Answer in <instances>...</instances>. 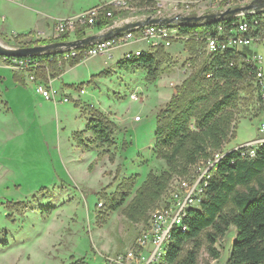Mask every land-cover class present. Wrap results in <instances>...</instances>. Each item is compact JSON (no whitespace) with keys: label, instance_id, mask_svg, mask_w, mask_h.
<instances>
[{"label":"rangeland","instance_id":"374dc122","mask_svg":"<svg viewBox=\"0 0 264 264\" xmlns=\"http://www.w3.org/2000/svg\"><path fill=\"white\" fill-rule=\"evenodd\" d=\"M113 1L0 0V40L14 46L19 41L50 39L56 20ZM227 2L157 0L154 7L156 14L167 17L203 15L223 9ZM137 3L131 2L123 21L148 14V8L137 7ZM99 31L91 28L88 35ZM76 39L72 36L70 41ZM189 40L175 39L165 48L169 58L154 81L143 68L128 70L119 65L128 50L147 49L146 43L114 49L112 58L99 55L78 64L64 62L58 74L50 68L54 89L69 99L60 104L39 95L27 73L0 58V264H109L133 248L136 238L148 229L149 216L147 221L134 223L122 210L111 212L109 206L128 181H134L126 206L147 175L166 166L154 153L157 115L193 70L187 68L193 57L185 45ZM257 51L263 57L264 74V44ZM205 56L204 48L198 54V66ZM15 74L23 82L15 80ZM135 93L137 101L131 98ZM95 111L117 126L115 144L108 152L86 151L73 138L85 129ZM263 118L257 93L246 83L236 110L234 135L223 151L258 139ZM109 152L114 153L112 161ZM182 180L175 178L154 208L169 201ZM7 201H22L23 206L7 210ZM236 233L231 227L215 244L218 259L209 255L202 236L198 264H225ZM189 248L187 244L185 249Z\"/></svg>","mask_w":264,"mask_h":264},{"label":"trees","instance_id":"16d2710c","mask_svg":"<svg viewBox=\"0 0 264 264\" xmlns=\"http://www.w3.org/2000/svg\"><path fill=\"white\" fill-rule=\"evenodd\" d=\"M127 9H118L113 4L105 6L102 18L96 24L99 30L110 27L118 20L127 17ZM157 0H138L136 4L147 15L156 14ZM112 15L107 17L106 13ZM255 24V34L264 35V14L247 16ZM232 20L221 21L231 26ZM218 23L198 26H177L181 36L199 33L205 35ZM89 26L79 27L71 36H62L61 41H69L88 36ZM20 36V35H19ZM19 36L15 37L19 40ZM50 39H30L19 41L15 47H29L52 43ZM186 48L192 54L191 74L176 87L169 102L157 115L154 153L165 162V168L150 172L145 181L135 190L132 200L124 206L134 188L133 182L121 191L118 197L111 199V212L123 211L134 223L147 221L149 212L165 196L175 178L190 179L202 161L211 159L215 153L223 151L225 144L234 135V122L240 93L243 86L252 85L258 101L264 109L258 87L255 84L257 69L246 63V58L254 52L245 47L241 50L230 49L217 54L212 61L206 56L198 66V54L205 48L203 38L186 41ZM165 46L153 51H144L141 56L120 61L124 69L146 70L148 79L154 81L163 73V64L169 58ZM82 49V48H80ZM62 53L42 55L36 58L48 62L55 73L61 72L57 58ZM78 64L81 58L69 61ZM64 64V63H63ZM42 77L46 79V74ZM15 80L23 82V77L14 75ZM117 126L104 114L95 111L87 120L85 129L73 135L77 145L89 151L96 149L108 152L115 144ZM85 134H90L86 139ZM114 160V153H107ZM98 155L97 158H99ZM22 201H7V210H18ZM182 225L171 234L168 252L160 264H198L199 253L207 242V251L213 259L220 257L215 244L226 235L231 227L236 228V237L232 243L229 259L225 264H264V142L254 147V155L247 147L224 152L223 158L210 173L204 195L197 206L187 209ZM190 244L191 248L185 249Z\"/></svg>","mask_w":264,"mask_h":264},{"label":"built area","instance_id":"2783aa9c","mask_svg":"<svg viewBox=\"0 0 264 264\" xmlns=\"http://www.w3.org/2000/svg\"><path fill=\"white\" fill-rule=\"evenodd\" d=\"M131 0H114L113 4L118 9H127ZM253 0H228L224 8L235 7L250 3ZM105 12V5L92 7L80 13L60 18L56 20L51 39L53 42L61 41L62 36H71L82 26L96 28V24L102 18ZM107 17L112 15L106 13ZM254 16V15H249ZM238 21H233L231 26L218 22L204 36L199 33L181 36L177 26H146L125 31L110 39L95 43L89 47L75 49L65 53L57 58V63L61 67L64 62L80 57L82 60L97 57L99 55L110 54L114 49L123 48L130 45H139L146 43L147 49L141 47L134 50H128L125 53V59L138 57L146 51H153L160 46L169 47L175 39H196L203 38L205 41L206 58L210 62L217 54L225 53L230 49L241 50L248 47L254 52L246 58L248 65H253L257 69L255 84L258 87L261 101L264 105V74L262 69L263 57L258 53V45L264 44V35L255 34V24L247 19V16L237 17ZM232 20V19H230ZM70 41V40H69ZM6 44V43H4ZM7 45V44H6ZM145 51V52H146ZM17 71L25 72L30 80L36 85V92L46 100L54 104L69 102L68 97L59 94L54 89L53 81L55 77L49 67L48 62H41L31 58H6L0 57ZM191 63L187 64L190 68ZM42 72V73H41ZM46 74V79L42 74ZM83 94L84 90L81 89ZM60 95V96H59ZM133 100H139L138 95L132 94ZM139 120V117H137ZM260 137L251 143H247L232 150L247 147L249 153L254 155V147L264 142V118L258 128ZM225 151L217 152L211 159L202 161L197 165L195 174L190 179H184L179 184L169 201L164 202L163 206L154 208L149 215L148 229L142 232L135 240L133 248L125 256H119L110 259L109 264H160L163 257L168 252L172 231L176 227L186 229L182 223L187 213V209L197 206L205 191L210 173L216 168L218 162L223 158Z\"/></svg>","mask_w":264,"mask_h":264},{"label":"water","instance_id":"95a60500","mask_svg":"<svg viewBox=\"0 0 264 264\" xmlns=\"http://www.w3.org/2000/svg\"><path fill=\"white\" fill-rule=\"evenodd\" d=\"M264 14V0H253L250 3L235 7L218 9L206 14H177L167 17L162 14L143 15L135 17L110 27L101 29L98 33L88 35L73 41H58L29 47H15L4 44L0 40V57L6 58H36L42 55L65 53L71 50L86 48L95 43L115 37L125 31L146 26H198L218 23L240 16Z\"/></svg>","mask_w":264,"mask_h":264},{"label":"crops","instance_id":"0c3cea01","mask_svg":"<svg viewBox=\"0 0 264 264\" xmlns=\"http://www.w3.org/2000/svg\"><path fill=\"white\" fill-rule=\"evenodd\" d=\"M75 14H77V13H75ZM71 15H74V14H71ZM150 15V14H149ZM123 20V19H122ZM116 23V22H115ZM135 49H137V48H135ZM130 50H134V49H130ZM113 52V51H112ZM110 53V54H106L105 56H107L108 58H112L113 57V53ZM137 121H139V120H137ZM236 237V236H235Z\"/></svg>","mask_w":264,"mask_h":264}]
</instances>
